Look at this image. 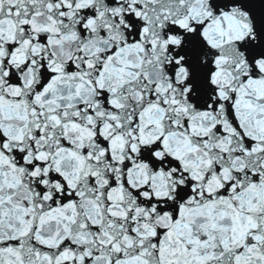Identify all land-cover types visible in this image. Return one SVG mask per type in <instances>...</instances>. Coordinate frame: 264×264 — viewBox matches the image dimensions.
<instances>
[{"label": "snow or ice", "instance_id": "snow-or-ice-1", "mask_svg": "<svg viewBox=\"0 0 264 264\" xmlns=\"http://www.w3.org/2000/svg\"><path fill=\"white\" fill-rule=\"evenodd\" d=\"M0 264H264V0H0Z\"/></svg>", "mask_w": 264, "mask_h": 264}]
</instances>
